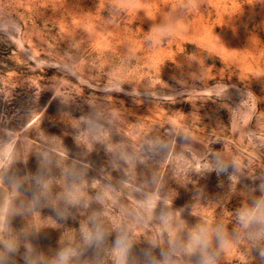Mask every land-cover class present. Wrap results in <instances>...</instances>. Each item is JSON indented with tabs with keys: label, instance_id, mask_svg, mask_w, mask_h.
<instances>
[{
	"label": "rangeland",
	"instance_id": "1",
	"mask_svg": "<svg viewBox=\"0 0 264 264\" xmlns=\"http://www.w3.org/2000/svg\"><path fill=\"white\" fill-rule=\"evenodd\" d=\"M0 264H264V0H0Z\"/></svg>",
	"mask_w": 264,
	"mask_h": 264
}]
</instances>
